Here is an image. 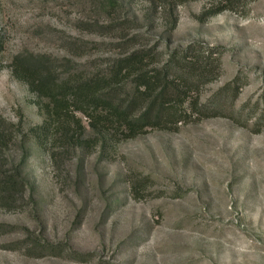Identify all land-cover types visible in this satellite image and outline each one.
I'll return each mask as SVG.
<instances>
[{
  "label": "rangeland",
  "instance_id": "374dc122",
  "mask_svg": "<svg viewBox=\"0 0 264 264\" xmlns=\"http://www.w3.org/2000/svg\"><path fill=\"white\" fill-rule=\"evenodd\" d=\"M117 1L0 0V173L22 184L0 193V264H264V0ZM132 38L171 61L182 122L77 149L35 138L46 115L14 59L94 72Z\"/></svg>",
  "mask_w": 264,
  "mask_h": 264
},
{
  "label": "trees",
  "instance_id": "16d2710c",
  "mask_svg": "<svg viewBox=\"0 0 264 264\" xmlns=\"http://www.w3.org/2000/svg\"><path fill=\"white\" fill-rule=\"evenodd\" d=\"M102 1L107 8L119 6L117 0ZM244 1L247 0H221L224 6L220 12H236ZM115 26L111 31L126 39L122 33L128 24ZM69 45L75 50L85 48L79 42ZM123 46L126 49L119 58L94 72L80 69L69 59L59 62L34 55L14 59L15 76L29 87L46 115L45 125L33 130L35 138L39 140L40 130L48 126L54 132L51 140L54 147L77 149L89 147L92 140L99 146L136 139L150 129L166 130L168 123L177 126L182 122L177 106L185 93L168 72L171 61L168 67L158 69L152 63L151 50L136 49V38L127 40ZM182 59L187 60L186 56ZM261 102L264 107V92ZM77 115L88 122V127H83L84 134ZM3 127L0 119V128ZM19 180L0 173V193L12 195L22 185Z\"/></svg>",
  "mask_w": 264,
  "mask_h": 264
}]
</instances>
